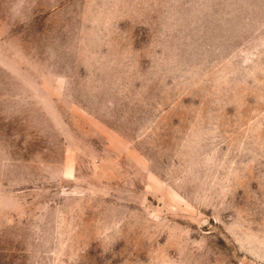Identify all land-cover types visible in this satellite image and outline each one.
<instances>
[{"label": "rangeland", "instance_id": "1", "mask_svg": "<svg viewBox=\"0 0 264 264\" xmlns=\"http://www.w3.org/2000/svg\"><path fill=\"white\" fill-rule=\"evenodd\" d=\"M0 264H264V0H0Z\"/></svg>", "mask_w": 264, "mask_h": 264}]
</instances>
